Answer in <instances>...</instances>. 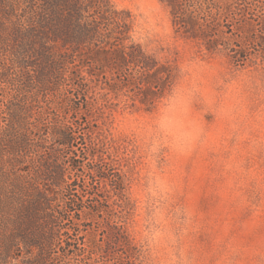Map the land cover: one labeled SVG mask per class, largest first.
<instances>
[{"label": "rangeland", "instance_id": "374dc122", "mask_svg": "<svg viewBox=\"0 0 264 264\" xmlns=\"http://www.w3.org/2000/svg\"><path fill=\"white\" fill-rule=\"evenodd\" d=\"M106 1L127 22L111 50L134 46L156 66L128 68L117 57L113 68L97 55L92 63L103 67L84 71L91 167L110 169L116 182L87 188L108 201L81 228L90 253L62 263L125 264L110 240L119 231L138 255L135 264H264V59L236 63L220 35L209 50L160 0ZM13 50L0 43V120L27 82ZM65 97L54 93L44 107L65 118ZM3 253L2 246L0 264L25 256L16 250L4 262Z\"/></svg>", "mask_w": 264, "mask_h": 264}, {"label": "trees", "instance_id": "16d2710c", "mask_svg": "<svg viewBox=\"0 0 264 264\" xmlns=\"http://www.w3.org/2000/svg\"><path fill=\"white\" fill-rule=\"evenodd\" d=\"M160 1L170 8L175 24L209 50L219 46L214 39L220 35L236 63L252 55L264 59V0ZM102 21L114 27L104 31ZM126 26L106 0H0V43H13V62L27 79L11 95L0 120L4 262L20 249L25 256L18 264H63L71 255L90 253V239L81 228L91 226L108 200L87 188L116 180L110 169L91 167L95 157L87 153L84 71L92 76L103 67H94L97 55L113 68L119 66L112 65L117 57L128 68L151 71L156 66L143 53L136 54L134 46L111 50L122 41L114 36H123ZM99 48L103 50L94 51ZM9 74L8 69L4 78ZM63 91L68 115L52 116L44 105L50 95ZM109 234L115 254L125 264H135L138 255L124 234Z\"/></svg>", "mask_w": 264, "mask_h": 264}]
</instances>
